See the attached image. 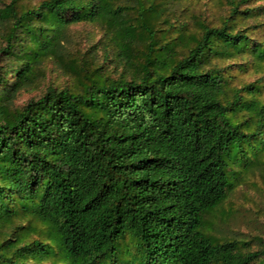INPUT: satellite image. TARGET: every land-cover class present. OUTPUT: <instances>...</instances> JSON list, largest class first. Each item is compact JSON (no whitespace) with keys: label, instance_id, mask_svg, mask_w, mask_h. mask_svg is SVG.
<instances>
[{"label":"trees","instance_id":"16d2710c","mask_svg":"<svg viewBox=\"0 0 264 264\" xmlns=\"http://www.w3.org/2000/svg\"><path fill=\"white\" fill-rule=\"evenodd\" d=\"M172 2L0 0V264H264L207 230L264 170V23L239 25L264 7L228 0L189 31ZM82 22L102 26L103 62L66 59ZM49 60L75 85L18 104Z\"/></svg>","mask_w":264,"mask_h":264},{"label":"rangeland","instance_id":"374dc122","mask_svg":"<svg viewBox=\"0 0 264 264\" xmlns=\"http://www.w3.org/2000/svg\"><path fill=\"white\" fill-rule=\"evenodd\" d=\"M35 4L39 0H25ZM173 1V2H172ZM170 19L179 25H186L189 31L197 30L199 20L212 25H220L230 12L228 0H169ZM251 7L260 6L264 0H251ZM264 23V13L253 18L238 21L239 25ZM258 37V34L252 33ZM104 30L99 23L82 22L73 24L65 39L66 59L80 56L96 57L98 62L105 60L103 43L106 40ZM107 62V61H106ZM109 65V63H106ZM112 69V66H109ZM118 73V72H117ZM257 74L253 69L238 75V80L251 81ZM76 79L59 63L49 60L46 63V76L31 90H23L17 103L22 104L31 97L40 94L48 85L74 86ZM264 168V167H263ZM207 230L218 240L236 239L241 246L257 249L264 246V170L256 169L249 173L242 183L237 185L214 211L207 216Z\"/></svg>","mask_w":264,"mask_h":264}]
</instances>
